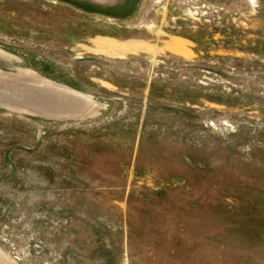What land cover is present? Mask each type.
<instances>
[{
	"label": "rangeland",
	"instance_id": "obj_1",
	"mask_svg": "<svg viewBox=\"0 0 264 264\" xmlns=\"http://www.w3.org/2000/svg\"><path fill=\"white\" fill-rule=\"evenodd\" d=\"M0 264H264V0H0Z\"/></svg>",
	"mask_w": 264,
	"mask_h": 264
}]
</instances>
